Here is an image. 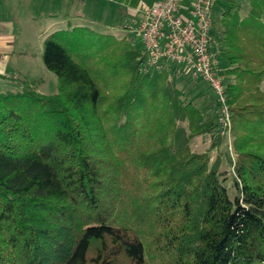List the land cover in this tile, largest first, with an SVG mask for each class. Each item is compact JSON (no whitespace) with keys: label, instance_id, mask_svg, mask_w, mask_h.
I'll return each mask as SVG.
<instances>
[{"label":"trees","instance_id":"trees-1","mask_svg":"<svg viewBox=\"0 0 264 264\" xmlns=\"http://www.w3.org/2000/svg\"><path fill=\"white\" fill-rule=\"evenodd\" d=\"M247 1L213 30L236 196L220 158L191 147L220 132L216 97L199 108L178 69L145 71L127 41L102 43L103 91L56 32L43 62L58 93L0 95V264H264V0Z\"/></svg>","mask_w":264,"mask_h":264},{"label":"rangeland","instance_id":"rangeland-1","mask_svg":"<svg viewBox=\"0 0 264 264\" xmlns=\"http://www.w3.org/2000/svg\"><path fill=\"white\" fill-rule=\"evenodd\" d=\"M229 1H234L240 5L241 17L247 15L251 7L249 1L219 0L214 8V15L217 18H220L221 15L229 9ZM111 3L113 4L112 12L105 15L104 13H98L97 11L99 9L97 10L96 7L91 9L90 6L92 1L87 0L86 9L85 11L83 10L84 14L88 16L87 22L81 21V23L75 22V24L72 22L71 29L66 30V32L70 31L69 35H71L68 38L70 39L68 46L71 56L98 79L103 91L108 92H110V90H108L109 84L106 83H109V81L106 77L109 74L106 73L107 71L101 63L102 59H104L102 43L107 40L110 42L116 41L118 43L127 41L132 43V46L134 45L135 48H141L142 41L138 34V24L141 15L138 13L131 15L129 14V10L137 11L141 3L150 6L151 0H111ZM91 10L93 12L92 14ZM13 16L15 18L24 19L22 22V29L20 32L17 31L18 34L15 33V37L19 40L16 49L17 52H26L28 56L15 54L11 57L10 62L4 63L3 60L0 61V67L3 68L5 72L1 73L2 75L0 76V95L22 92V84L24 83L40 95L52 96L57 94L58 80L44 65V45L41 43L44 39H42L43 37H41L40 34L43 35V33L48 30H52L51 32L58 31L60 26L55 25V27H49L48 20L43 21L41 27H38V24L34 26L33 22L28 21L24 14L10 12L4 15V21L7 22L9 20L8 18H12ZM70 18L75 20V15H70ZM131 20H134L136 23H131ZM17 22L18 21H16V24ZM75 25L84 29L74 31ZM63 29H66V25H63L62 31ZM214 30L222 31L218 23L214 24ZM186 78H178V87L183 90L186 97L199 108L205 109L209 107L206 111L212 113V109L214 108L212 101L215 95L209 85L204 82H196ZM259 87L260 90L264 92V81ZM109 88L112 87L110 86ZM220 123V132L215 137L210 135L199 136L192 141L191 147L192 151L196 153L203 154L208 152L212 163H214L217 158H220V170L226 174L225 185L228 188L231 198H234L236 196V189L233 184L235 178L233 164L236 160V152L234 150V136L232 134L233 122L230 120V128L228 129L223 126L222 119ZM219 138L221 139L220 142L215 144ZM155 263H160V261H156Z\"/></svg>","mask_w":264,"mask_h":264},{"label":"built area","instance_id":"built-area-1","mask_svg":"<svg viewBox=\"0 0 264 264\" xmlns=\"http://www.w3.org/2000/svg\"><path fill=\"white\" fill-rule=\"evenodd\" d=\"M219 0H157L142 4L138 24L144 66L176 68L185 77L209 85L220 106L223 126L230 128L225 77L219 64L214 8Z\"/></svg>","mask_w":264,"mask_h":264},{"label":"crops","instance_id":"crops-1","mask_svg":"<svg viewBox=\"0 0 264 264\" xmlns=\"http://www.w3.org/2000/svg\"><path fill=\"white\" fill-rule=\"evenodd\" d=\"M91 1L92 4L90 8L92 9L96 7L97 10L99 9L97 11L98 13H104L107 15L108 13L112 12L113 4L111 3V0ZM156 1L157 0H151L150 6L155 4ZM86 3L87 0H0V61L3 60L4 63L10 62L11 57H13L15 54H23L22 56H28L26 52H17L16 49V45H18L17 43H19V40L15 37V33L18 34L17 31L20 32L22 29V22L24 19L15 18L13 16L12 18H8L9 20L5 22L4 15L7 14V12L24 14L28 21L33 22L34 26L35 24H38V27H41L42 22L47 20L49 21V27H55V25L60 26L58 31L51 32L52 30H48L45 31L43 35L40 34V36L43 37L42 39L45 41L46 38L56 32H66V30H70L72 22L74 24L75 22L81 23V21L87 22L88 16L84 14L87 5ZM142 4L144 3L139 4L137 11L129 10V14L133 15L138 13L142 15ZM92 13L93 12L91 10V14ZM72 14L75 15V20L70 18V15ZM16 21H18L17 24ZM130 22L133 23L134 20H131ZM63 25H66V29H63L62 31ZM80 29L84 28H79L77 25L73 30L76 31ZM67 32L69 33L70 31ZM44 41L41 42L43 45ZM3 72V68L0 67V76Z\"/></svg>","mask_w":264,"mask_h":264}]
</instances>
